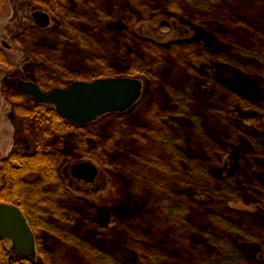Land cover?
Wrapping results in <instances>:
<instances>
[{"label":"trees","instance_id":"1","mask_svg":"<svg viewBox=\"0 0 264 264\" xmlns=\"http://www.w3.org/2000/svg\"><path fill=\"white\" fill-rule=\"evenodd\" d=\"M58 19L56 29H30L16 42L41 60L37 84L65 87L74 80L142 75L143 100L129 113L74 125L51 105L17 106L33 122V153L12 152L0 163V201L18 206L36 238L40 264H128L101 233L128 238L141 264H264L238 251L256 242L264 254V221L235 217L186 192L218 202L242 200L264 212V133L229 117L228 110L264 114V19L232 9L224 0H38ZM264 8V0H251ZM6 0H0V10ZM167 11L202 29L208 44L159 45L132 30L133 9ZM165 27V24L162 25ZM41 35L53 46L34 43ZM203 54L246 79L241 92L222 74L199 68ZM6 57L0 49V63ZM72 132L82 152L119 173L141 209L101 224L96 209L65 187L48 141ZM235 160L224 177L210 167ZM171 183L182 191H171ZM227 206V205H225ZM241 216V215H240ZM99 244V246L97 245ZM37 260V261H38ZM0 264H37L0 239Z\"/></svg>","mask_w":264,"mask_h":264},{"label":"rangeland","instance_id":"2","mask_svg":"<svg viewBox=\"0 0 264 264\" xmlns=\"http://www.w3.org/2000/svg\"><path fill=\"white\" fill-rule=\"evenodd\" d=\"M128 1L121 0L120 2L122 5L132 7ZM224 1L236 11L245 12L257 20L264 19V8L251 0ZM35 10L44 11L50 16L49 26L45 29L53 30L58 27V19L38 0H6L5 5L0 10V49L6 57V63H0V163L12 152L30 154L35 149L33 122L30 118L20 115L16 109L18 105L33 108L38 104L33 98L22 95L16 90L17 78L37 82L35 68L42 63L38 57L16 42V38L27 30L40 28L35 25L31 17ZM133 12L132 30L159 45H168L177 41H195L203 44L209 42L210 37L202 29L185 22L171 12H151L146 11L143 7H137V9H133ZM163 24L165 27H162ZM3 41L8 46H4ZM34 43L53 46L54 40L41 35L35 39ZM192 61L199 64V68L224 75L223 81L232 83L241 92L255 91L254 86L246 79L237 76L233 70H227L223 64L209 58L206 59L203 54L198 55V57L195 56ZM132 77L141 79L143 83L142 95L139 101L123 114L131 112L143 100L148 89L146 77L142 75ZM52 87L50 85L46 91ZM227 115L256 131L264 133V114L236 107L228 110ZM48 143L51 152L58 158V170L65 187L71 194L91 204L96 209L97 219L101 224L108 223L111 217H126L141 209L139 197L129 191L125 179L116 171L103 166L93 155L82 152L75 143L72 132L54 134ZM80 161H90L97 166L98 174L93 183L86 184L70 176L71 164ZM233 165H235V160L226 158L222 164L210 167L212 177L227 176L234 169ZM172 190L182 191L171 183ZM186 192L197 201L202 202L205 199L210 201L211 205L208 208H215L226 214H233L235 217L264 221V212L258 205L249 204L242 200L225 204L218 202V200H211L206 196ZM114 232L116 235L113 237H107L101 233L99 237L95 238V233L92 230H89L88 235L96 243L116 246L123 262L141 264L135 250L128 246V238L124 233L116 229ZM97 245L99 246V244ZM4 246L8 248L9 242L4 241ZM236 246L238 251H243L248 256L255 259L264 258L262 249L256 242L237 241ZM37 260L36 263L40 264V260Z\"/></svg>","mask_w":264,"mask_h":264},{"label":"water","instance_id":"3","mask_svg":"<svg viewBox=\"0 0 264 264\" xmlns=\"http://www.w3.org/2000/svg\"><path fill=\"white\" fill-rule=\"evenodd\" d=\"M31 17L36 26H49L48 13L35 10ZM8 46L6 42H2ZM18 93L36 102L51 105L65 121L86 125L112 113L129 111L141 98L143 83L138 77H102L89 81L74 80L65 87L42 90L37 82L16 79ZM1 159V152H0ZM70 176L89 184L95 181L97 166L90 161L71 164ZM0 239L9 242L8 249L20 257L37 260L36 238L22 210L11 203L0 201Z\"/></svg>","mask_w":264,"mask_h":264}]
</instances>
